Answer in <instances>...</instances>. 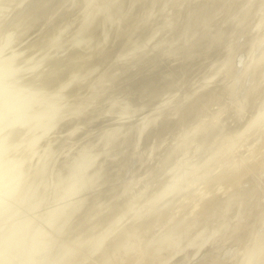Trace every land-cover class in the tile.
Returning a JSON list of instances; mask_svg holds the SVG:
<instances>
[{"label": "clouds", "instance_id": "obj_1", "mask_svg": "<svg viewBox=\"0 0 264 264\" xmlns=\"http://www.w3.org/2000/svg\"><path fill=\"white\" fill-rule=\"evenodd\" d=\"M0 264H264V0H0Z\"/></svg>", "mask_w": 264, "mask_h": 264}]
</instances>
